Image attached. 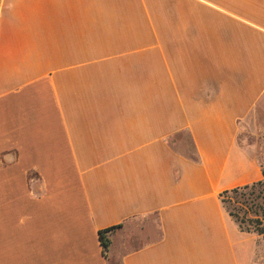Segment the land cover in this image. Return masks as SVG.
<instances>
[{
    "label": "crops",
    "instance_id": "1",
    "mask_svg": "<svg viewBox=\"0 0 264 264\" xmlns=\"http://www.w3.org/2000/svg\"><path fill=\"white\" fill-rule=\"evenodd\" d=\"M258 110L264 0H0V264H253Z\"/></svg>",
    "mask_w": 264,
    "mask_h": 264
},
{
    "label": "rangeland",
    "instance_id": "2",
    "mask_svg": "<svg viewBox=\"0 0 264 264\" xmlns=\"http://www.w3.org/2000/svg\"><path fill=\"white\" fill-rule=\"evenodd\" d=\"M182 143L177 146L185 151H191L188 135L181 134ZM239 140L252 148L263 165L264 171V111L258 110L252 121L240 131ZM227 206L237 217V220L249 231L258 235V245L253 264H264V178L255 185L228 193ZM155 236V232H152Z\"/></svg>",
    "mask_w": 264,
    "mask_h": 264
},
{
    "label": "trees",
    "instance_id": "3",
    "mask_svg": "<svg viewBox=\"0 0 264 264\" xmlns=\"http://www.w3.org/2000/svg\"><path fill=\"white\" fill-rule=\"evenodd\" d=\"M263 174H264V171H263ZM260 181L256 182V183H253L251 185H245V186H242V187H238V188H233V189H230V190H225L223 191L221 194H220V197H221V202L223 204V206L226 208V210L228 211L229 215L238 223L239 227L244 230V231H249L247 228H243V226L240 224V222L237 220V217L232 213L231 210H229L228 206H227V194L228 193H235L237 192L238 190L240 189H246L248 188L249 186H252V185H255V184H258ZM118 226H113L111 228H107L105 230H101L98 232V237H99V240H100V243L102 245V248H103V252L105 253V251L107 250V247L109 245V240L108 238L106 237V233L114 228H117Z\"/></svg>",
    "mask_w": 264,
    "mask_h": 264
}]
</instances>
